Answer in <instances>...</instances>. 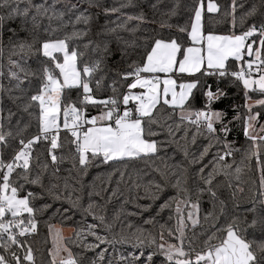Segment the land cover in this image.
Instances as JSON below:
<instances>
[{
	"label": "snow or ice",
	"instance_id": "obj_1",
	"mask_svg": "<svg viewBox=\"0 0 264 264\" xmlns=\"http://www.w3.org/2000/svg\"><path fill=\"white\" fill-rule=\"evenodd\" d=\"M56 2L57 0H53L48 4L44 0L42 3H32V0H27V6L21 10L20 0H0V9L6 10L4 14H0V22L5 16L9 19L16 16L27 17L30 9L33 21L49 12L52 13L48 16L50 20L53 16L63 17V12L56 11ZM232 5L227 15L231 16L235 27L236 0H232ZM71 7L77 8L75 4ZM219 11L220 5L214 0H193L188 23L179 26L175 35L148 41L147 46L139 53V61H133L125 71L117 73L119 79L126 82V91L119 96L115 95L117 82L113 81L110 85L113 95L103 99L97 98L98 93L94 94L93 87L90 86L100 61L91 65L83 60L78 63V56L82 57L83 53L78 54L75 47H69L70 37L40 40L35 52L42 59L36 60L38 67L34 71L23 67L34 44H12L13 50L19 49V58H9L8 75L15 81V88L22 93L21 96L12 97V100H22L23 111L29 115L35 114L37 131L26 137L24 133L28 128L27 124L23 128L17 125L14 132L11 126L6 129L5 124L0 122V145L8 147L9 141L17 142L7 160L0 152V248L10 253V259L0 254V264H36L33 248L27 240L37 231L38 209L33 205L36 196L32 192L25 193L24 184L19 183L22 180L43 187L39 175L29 180L33 160L39 161V156L33 155L35 145L43 146L55 164L66 158L64 155L58 156L57 151L71 144L73 166L78 163L82 172H86L97 160L103 164H115L151 157L165 143L155 138L158 133L153 130L154 125L158 124V114L165 108L171 109L173 113L178 109L181 122L195 126L200 134H208L209 147L213 140L223 145V151L216 152L210 161L211 170L204 175L207 165L199 169V178L203 184L210 191L217 175H230L233 165L226 158L232 157L233 152L240 149H234L227 140L232 131L229 126L232 121L225 123L227 113L215 110L213 105L227 95L220 87L224 80L241 85L246 99H250L249 92L264 96V17L258 23L250 24L239 35L220 34L212 26L210 15L208 27L204 23L205 12L214 14ZM255 13L256 6L253 5L246 15L254 16ZM76 19H83L87 23L89 17L81 12ZM133 20L141 22L143 16L128 15L125 18V22ZM253 45L257 46L254 48ZM2 51L0 46V53ZM13 68L16 70H12ZM3 75V71H0V77ZM33 78L36 81L34 86ZM210 79L212 83L208 82ZM24 80H27V88L21 87ZM95 86L99 89L100 80L95 81ZM254 103L264 107V99H258ZM245 107L247 115L243 118V135L248 143L241 164L248 166L254 160L261 172V185L264 186V125H260L257 132L255 125L260 113L252 112L253 104H246ZM89 109H95V114ZM234 111L237 114L233 116V120H240L238 110ZM12 115L9 110V120ZM169 132L171 134V127ZM61 133H64L65 141H62ZM207 152L208 147H205L199 159H203ZM192 163L196 161L193 160ZM44 168H47L46 164ZM241 171L240 165L235 167L237 180ZM120 175L123 177V173ZM163 175L161 173L162 177ZM152 186L156 189L152 193V199H156L164 191V186L160 183ZM171 187L176 189V196H170L160 204L158 212L172 209L175 204L176 228L167 229V234L176 243L165 239L164 225H161L159 240L151 233L145 234L143 229L135 230L130 236H109L113 226L105 215L96 213L99 206L91 202V193L86 207L79 203V195L71 202L72 209H82L97 221L86 225V232L83 229L76 232L77 238L81 241L85 236L94 238L95 243L83 244L85 250L95 251L102 244L113 246L114 249L118 243H127L133 249H139V255L133 252L120 254L117 264H137L141 262V257H144L141 264H155L153 257L156 252L163 256L166 264H264V241L253 247V242L246 236L247 228L242 227L235 217L231 222L216 228L203 241L202 247H194L193 242L185 235V221H190L193 226L198 224L196 217L199 196L205 189L196 185V200L193 201L192 193L184 187V181L179 176ZM149 190L145 188L146 192ZM52 195L56 199L60 198L55 193ZM212 195L215 196V193ZM248 227L253 230L259 228L264 233V215L257 218L254 214ZM49 229L51 231V226ZM64 241L62 230L57 229L53 235V249L50 250L51 264H103L105 261L107 248L96 252L91 261H86L82 253L73 252ZM145 247L153 249L146 256ZM13 248L16 250L13 251ZM107 264H113L111 258Z\"/></svg>",
	"mask_w": 264,
	"mask_h": 264
},
{
	"label": "trees",
	"instance_id": "obj_2",
	"mask_svg": "<svg viewBox=\"0 0 264 264\" xmlns=\"http://www.w3.org/2000/svg\"><path fill=\"white\" fill-rule=\"evenodd\" d=\"M42 2L44 0H32V3ZM52 2L53 0H47L48 4ZM214 2L220 5V11L214 14L205 12L204 23L205 27H208L210 15L212 26L220 34L239 35L250 24L258 23L264 17L262 0H236V23L233 27L232 18L227 15L233 6L232 0H214ZM73 4L77 6L76 9L71 7ZM253 5L256 6L255 15H246ZM25 6H27V0H20V9L22 10ZM192 7L193 0H57L56 11L63 12V17L53 16L50 20L48 16L52 13L49 12L33 21L31 9L27 17L16 16L9 19L5 16V19L0 22V46L3 48L0 53V71L4 73L0 77V122L5 124L6 129L11 126L14 132L17 130V125L23 128L27 124L28 128L24 133L26 137L37 131L35 114L29 115L28 112L23 111L22 100L15 102L12 100V97L22 95L15 88V81L8 75L9 58H19V49L13 50L12 44L21 42L34 44V49L25 58L23 64L26 70L34 71L38 67L36 60L42 59L35 52V49L39 47V41L49 37L62 39L68 36L70 37L69 47H75L78 54L83 53L82 57L78 56V63L83 60L91 65L97 60L100 61L90 85L93 87L94 94L98 93L97 98L103 99L113 95L110 87L113 81L117 82L115 95L119 96L126 91L124 86L126 82L120 80L117 73L125 71L133 61H139V53L147 46L148 41L153 38L175 35L179 26L188 23ZM112 9L118 11L112 12ZM5 11L0 9V14H4ZM81 12L89 17L87 23L83 19L79 21L76 19ZM128 15H142L143 21L125 22ZM10 29L15 31H10ZM256 46L253 45V47ZM96 80H100L99 89L95 86ZM208 82L212 83V80ZM35 83L33 78V86ZM21 87H28L27 80H24ZM220 87L227 95L216 101L213 107L217 111L227 113L225 123L232 121L229 125L232 131L227 140L234 149H240V151H234L232 157L226 158L233 165V170L227 177L222 174L217 175L210 191L208 186L200 180L199 169L207 165L203 173L206 175L211 170L210 161L213 160V155L218 151L222 152L223 145L213 140L209 147L208 134L206 132L200 134L195 126L181 122L178 109L173 113L171 109L165 108L158 114V124L154 125L153 130L158 133L155 138L165 143L158 153L151 157L115 164L112 162L103 164L97 160L86 172H82L78 163L75 167L73 166L71 144L57 151L58 156L64 155L66 158L58 160L55 164L43 146L35 145L33 155L34 157L39 156V161L33 160L29 180L39 175L43 187L25 183L22 180L19 183L24 184L25 193L32 192L36 196L33 205L38 209L36 213L37 231L27 238L33 248L36 264H51L50 250L53 249V238L52 229L50 231L49 226L52 228L53 225L72 229V233L65 237L64 242L72 248L73 252L82 253L86 261H91L95 253L103 248H107L103 264H107L109 258L112 259L113 264H117L120 254L127 255L133 252L139 255V249H133L127 243L116 244L115 250L113 246L103 244L95 251L84 249L83 244L95 243L94 238L85 236L81 241L75 233L81 229L86 232V225L97 223V221L91 215H86L82 209H72L71 202L79 195V203L86 207L90 202L89 193L92 194L91 202L99 206L96 208V213L105 215L107 221L113 226L109 236L116 235L117 238L130 236L135 230L143 229L145 234L151 233L159 240L161 225H164L165 239L176 243L175 240L169 239L167 234V229L176 228L175 204L172 205V209L158 212V208L168 197L176 196V189L171 185L176 183L177 176L184 181V187L192 193L193 201L196 200L195 186L199 185L205 189L199 196V211L196 217L198 224L193 226L190 221H185V235L193 242L194 247H202L203 241L215 232L216 228L224 226L226 222H231L234 217L242 227L247 228L246 236L253 242V247L264 241V233H261L259 228L253 230L248 227L254 214L257 218L264 215V186L261 185L260 169L254 160L248 166L241 164L244 149L248 143L243 135V118L247 115L245 105L248 99L244 96L242 86L233 84L230 80L222 81ZM249 97L250 99H264V96L259 93L252 92H249ZM234 109L238 110L240 120H233V116L237 114ZM9 110L13 113L10 120L8 119ZM29 111L34 112L33 109ZM89 111L92 114L96 112L95 109H89ZM252 112L260 113L259 125H264V107L253 105ZM61 139L66 140L64 133H61ZM16 143L12 140L9 141L8 147L0 145V152L3 153L5 160L11 156L12 147H15ZM205 147H208V152L203 159H199ZM193 160L196 163H192ZM45 164L47 168H44ZM238 165L242 167L239 180L236 179L234 173ZM120 173H123V177ZM161 173L164 174L163 177ZM155 183L163 185L164 191L159 194L158 198L152 199V193L156 191L152 185ZM53 185L58 187L53 188ZM146 187L150 189L148 192L145 191ZM213 192L215 196L212 195ZM52 193L60 198H54ZM44 205H49V207L45 208ZM65 209L68 211L66 212ZM145 221L151 222L145 223ZM152 250L150 247H145V256ZM0 253L10 259V253L4 252L2 248H0ZM257 255L259 256L260 253ZM153 259L155 264H166L159 252H156ZM143 260L144 257H141V262Z\"/></svg>",
	"mask_w": 264,
	"mask_h": 264
},
{
	"label": "rangeland",
	"instance_id": "obj_3",
	"mask_svg": "<svg viewBox=\"0 0 264 264\" xmlns=\"http://www.w3.org/2000/svg\"><path fill=\"white\" fill-rule=\"evenodd\" d=\"M260 99H263V98H260ZM256 100H258V99H248L247 100V104H253V105H255L254 102ZM255 127H256L257 132H259V127H260V125H259V119H258V122L256 123ZM51 229H52V238H53V235H54V233H55V231L57 229H61L62 230V234H63L64 237H67V236H69L72 233V229L71 228H69V227H61L59 225H53Z\"/></svg>",
	"mask_w": 264,
	"mask_h": 264
},
{
	"label": "built area",
	"instance_id": "obj_4",
	"mask_svg": "<svg viewBox=\"0 0 264 264\" xmlns=\"http://www.w3.org/2000/svg\"><path fill=\"white\" fill-rule=\"evenodd\" d=\"M251 39V38H250ZM249 42H250V40H249ZM0 254H2V253H0Z\"/></svg>",
	"mask_w": 264,
	"mask_h": 264
},
{
	"label": "crops",
	"instance_id": "obj_5",
	"mask_svg": "<svg viewBox=\"0 0 264 264\" xmlns=\"http://www.w3.org/2000/svg\"><path fill=\"white\" fill-rule=\"evenodd\" d=\"M247 57H245V59H246ZM240 63V62H239Z\"/></svg>",
	"mask_w": 264,
	"mask_h": 264
}]
</instances>
